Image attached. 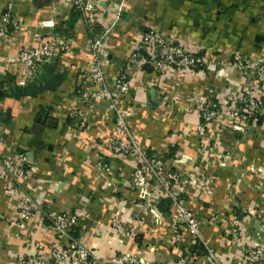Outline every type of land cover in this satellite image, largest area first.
Masks as SVG:
<instances>
[{
  "label": "crops",
  "instance_id": "crops-1",
  "mask_svg": "<svg viewBox=\"0 0 264 264\" xmlns=\"http://www.w3.org/2000/svg\"><path fill=\"white\" fill-rule=\"evenodd\" d=\"M84 1L90 11L76 10L72 0H0V22L9 31L0 38V165L8 156L26 155L32 173L20 184L39 207L20 227L17 201L6 193L10 181L0 178V264H24L38 251L47 256L57 243L52 212L78 214L74 236L96 264H174L187 255L189 237L182 244L174 240V207H158L152 179L142 192L133 191L134 157L109 148L112 139H122L115 109L103 99L80 108V93L87 90L82 74L89 64L88 19L103 34L109 56L107 90L114 91L122 72L127 77V92L113 104L129 131L148 156L188 181L181 201L199 221L203 244L220 264H239L243 256L229 235L235 219L249 246H264V124L248 123L240 133L219 118L200 141L198 101L224 113L231 99L256 84L237 57L264 65V0ZM47 20L53 25L41 24ZM144 30L197 51L206 65L197 71L126 66ZM55 37L69 49L19 84L20 66L6 58ZM113 216L124 221L129 235L110 230ZM191 249L193 264H213Z\"/></svg>",
  "mask_w": 264,
  "mask_h": 264
},
{
  "label": "built area",
  "instance_id": "built-area-1",
  "mask_svg": "<svg viewBox=\"0 0 264 264\" xmlns=\"http://www.w3.org/2000/svg\"><path fill=\"white\" fill-rule=\"evenodd\" d=\"M12 1L14 0H11L10 4ZM72 6L81 12L90 11L92 8L84 0H72ZM41 24L46 27L53 25L48 20L41 22ZM85 26L88 35L86 44L89 64L82 74L87 90L80 93L78 99L80 108L91 107L96 100L103 99L107 100L110 107L115 109V127L122 139H112L109 148L114 153L134 157L136 166L133 170V180L130 188L133 191L142 192L149 181L154 180L151 196L156 200L168 199L175 209L177 215V221L174 225L175 242L182 244L184 236L189 237L185 247L187 255L178 258L174 264H193L194 257L191 252L189 253V249L195 244L203 245L210 262L220 264L213 255L212 250L207 248L201 241L199 221L181 201V195L186 192L188 181L181 177L179 173L167 171L164 163L158 158L146 154L138 140L129 131L123 120V115L113 104V98L127 92L129 88L127 77L122 72L114 80V91L107 90L104 68L109 65V56L103 49L101 42L103 34L99 33L98 36L94 24L89 19L85 22ZM8 33L7 22H0V38L5 37ZM69 47L66 40L55 37L53 40L42 42L36 47H26L19 50L14 57L6 58V62L20 66L21 78L19 84L23 85L32 80L40 72L42 66L56 55L66 52ZM237 59L239 66L247 67L255 74L256 84L249 86L240 96L231 99L224 113L220 108L209 104L207 100L199 98L200 122L197 125L196 132L200 141L205 140L206 126L219 118H222L225 125H228L232 131L240 133L245 131L244 125L248 123L262 122L264 124V115L261 112V108L264 106V65L246 56H238ZM206 61L197 51L174 45L166 40L161 33L144 30L139 33L133 52L125 63L126 66H148L153 70L180 68L187 71H197L203 69L207 63ZM4 145L5 141L0 137V147ZM177 157L178 155H173V159H177ZM27 163L26 155L21 152L15 157L3 158L0 165L3 168L0 178L7 177L10 181L6 193L14 197L18 204L20 227H23L32 214L39 210L38 204L31 199L20 184L21 180L31 176L32 170L27 167ZM194 170L200 174L201 178L204 177V173H201L199 168ZM249 171L253 172L254 168H249ZM176 182L177 186H174ZM49 219L50 227L53 229L57 240L56 246L51 248L47 256L38 251L24 264H96L88 247L78 237L74 236L78 214L52 212ZM124 224L119 216H113L110 230L129 235L128 231L124 229ZM260 230L264 233V223L260 225ZM243 231V225L235 219L229 235L232 242L239 247L243 256L239 264H264V246L255 248L249 246Z\"/></svg>",
  "mask_w": 264,
  "mask_h": 264
},
{
  "label": "trees",
  "instance_id": "trees-1",
  "mask_svg": "<svg viewBox=\"0 0 264 264\" xmlns=\"http://www.w3.org/2000/svg\"><path fill=\"white\" fill-rule=\"evenodd\" d=\"M169 203H170V201L168 199L160 200L159 203H158V207L163 210V207L166 208ZM195 249L198 251V253L201 252L203 254L204 253L206 254V250L203 247V245H201V244L193 245L191 250H195Z\"/></svg>",
  "mask_w": 264,
  "mask_h": 264
}]
</instances>
